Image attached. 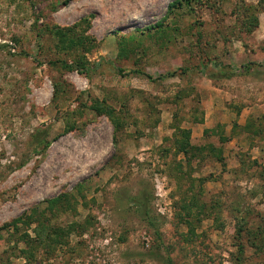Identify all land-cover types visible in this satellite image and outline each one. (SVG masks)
Returning a JSON list of instances; mask_svg holds the SVG:
<instances>
[{"label":"rangeland","instance_id":"rangeland-1","mask_svg":"<svg viewBox=\"0 0 264 264\" xmlns=\"http://www.w3.org/2000/svg\"><path fill=\"white\" fill-rule=\"evenodd\" d=\"M176 1L0 0V264H264V0Z\"/></svg>","mask_w":264,"mask_h":264},{"label":"trees","instance_id":"trees-1","mask_svg":"<svg viewBox=\"0 0 264 264\" xmlns=\"http://www.w3.org/2000/svg\"><path fill=\"white\" fill-rule=\"evenodd\" d=\"M193 0H178L176 1L174 4L169 6L170 10L176 9V8H181L183 5L189 6L192 3ZM67 3V2H66ZM66 5V4H65ZM61 38H63V35H59ZM65 37V36H64ZM58 64L54 63L55 65H59L61 69L63 70H67V71H72V70H78L79 73H82V71H87V68H85L84 66H78V65H69L66 62H57ZM164 77H161V79H163ZM147 79L152 80L150 77H147ZM120 127L118 125L114 126V138H116L119 133H120ZM205 135L207 132H204ZM227 140L225 139L224 142H226ZM43 142L39 143V147H41ZM48 147V145L46 144L44 146V149H46ZM174 147H175V153L177 152V154H182L185 156L186 161H189L194 157L195 154H201L204 153L206 151L205 147H194L190 145V131H183V130H178L177 133L174 135ZM42 149V151L44 150ZM210 152L214 155L215 153H219L217 156V159L219 162H222V159L220 157L221 152L219 151V149H214V148H209ZM217 150L219 152H217ZM60 201H49L48 202V209L49 210H53V208H56L58 203ZM30 222L33 223L30 225H36L34 228H32V235L33 238H31L27 233H24L23 236L20 238L21 241L23 242V244L28 247L29 244H34L37 243V245H40L42 242H46V241H50L51 238L47 237L46 239H43V233L45 231V223L41 222L39 220H37L36 218H30ZM18 224H23L25 225L26 222H24L23 219H18L14 222H12V228L14 230L18 229ZM28 225V224H26ZM242 229H240L241 231ZM240 234V232H239ZM1 238V236H0ZM35 247V246H34ZM241 250V248H240ZM24 254L28 253V252H23ZM169 264H171V262L168 261Z\"/></svg>","mask_w":264,"mask_h":264}]
</instances>
